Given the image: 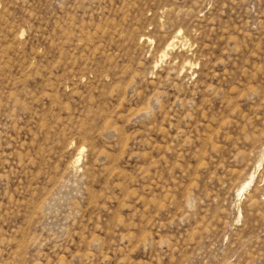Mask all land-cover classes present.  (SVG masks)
<instances>
[{
	"label": "rangeland",
	"instance_id": "1",
	"mask_svg": "<svg viewBox=\"0 0 264 264\" xmlns=\"http://www.w3.org/2000/svg\"><path fill=\"white\" fill-rule=\"evenodd\" d=\"M0 264H264V0H0Z\"/></svg>",
	"mask_w": 264,
	"mask_h": 264
}]
</instances>
